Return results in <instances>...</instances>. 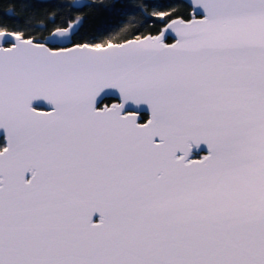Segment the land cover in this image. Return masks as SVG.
<instances>
[{
  "label": "snow or ice",
  "instance_id": "snow-or-ice-1",
  "mask_svg": "<svg viewBox=\"0 0 264 264\" xmlns=\"http://www.w3.org/2000/svg\"><path fill=\"white\" fill-rule=\"evenodd\" d=\"M173 7L143 37L0 26V264H264V0Z\"/></svg>",
  "mask_w": 264,
  "mask_h": 264
},
{
  "label": "trees",
  "instance_id": "trees-1",
  "mask_svg": "<svg viewBox=\"0 0 264 264\" xmlns=\"http://www.w3.org/2000/svg\"><path fill=\"white\" fill-rule=\"evenodd\" d=\"M71 1L0 0V26L6 25L4 30L10 31L26 29L34 33L36 38H39L47 36L53 30L52 26L48 24L50 19L55 18L59 22L61 19L71 17L70 22H72L88 17L83 25V34H91L97 27H105L120 36L129 35L131 38L132 33L140 36L158 33L164 25L157 16L159 12L174 14L179 11L184 18L190 16L191 12V8L173 7L178 3V0H124L128 8L127 13L122 17L112 19L106 18L102 14L89 16L88 11L81 13L73 11L72 7H62L65 4L72 5ZM22 4H24L23 7ZM45 27L48 28V31H44ZM113 100V98L104 99L105 103L108 104ZM142 115L146 114L143 113Z\"/></svg>",
  "mask_w": 264,
  "mask_h": 264
},
{
  "label": "water",
  "instance_id": "water-1",
  "mask_svg": "<svg viewBox=\"0 0 264 264\" xmlns=\"http://www.w3.org/2000/svg\"><path fill=\"white\" fill-rule=\"evenodd\" d=\"M89 2H91V0H89ZM71 4H72L73 7H76V6H77V4H76V0H72V1H71ZM193 14H194V13H193V10L191 9L190 15H193ZM75 22H76V21H72V22H70V23H75ZM163 27H164V25L162 26V28H161L160 31H162ZM8 31H10V30H8ZM160 31H159V32H160ZM159 32H158V33H159ZM158 33H154V34L148 33V34H145V35H143V36H146V35H156V34H158ZM49 35H51V32H50L47 36H49ZM143 36H141V37H143ZM171 42H174V41H171ZM69 46H71V45H69ZM105 98H113L114 100H113L111 103H116L117 100H118V95H117V94L110 93V94L104 96L103 99H105ZM111 103H109V104H111ZM106 104H108V103H106ZM34 107H36L38 110H50V109H49V106L46 105L45 103H39V104H36V105H34ZM127 110H128V111H133V112L140 111L139 109L132 108V107L128 108ZM143 113H144V114H147L146 111H145V112H142L141 114H143ZM197 154H200L199 157H195V156H194V158H200L201 155L207 154V150H206V148L202 146L201 149H200V151H199ZM96 221H98V217H94V222H96Z\"/></svg>",
  "mask_w": 264,
  "mask_h": 264
},
{
  "label": "flooded vegetation",
  "instance_id": "flooded-vegetation-1",
  "mask_svg": "<svg viewBox=\"0 0 264 264\" xmlns=\"http://www.w3.org/2000/svg\"><path fill=\"white\" fill-rule=\"evenodd\" d=\"M199 155H200V154H196L195 156H196V157H199Z\"/></svg>",
  "mask_w": 264,
  "mask_h": 264
},
{
  "label": "rangeland",
  "instance_id": "rangeland-1",
  "mask_svg": "<svg viewBox=\"0 0 264 264\" xmlns=\"http://www.w3.org/2000/svg\"><path fill=\"white\" fill-rule=\"evenodd\" d=\"M158 16V15H157ZM196 157V156H195Z\"/></svg>",
  "mask_w": 264,
  "mask_h": 264
}]
</instances>
